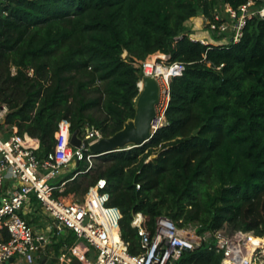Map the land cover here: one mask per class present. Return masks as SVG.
I'll return each mask as SVG.
<instances>
[{
    "label": "trees",
    "instance_id": "1",
    "mask_svg": "<svg viewBox=\"0 0 264 264\" xmlns=\"http://www.w3.org/2000/svg\"><path fill=\"white\" fill-rule=\"evenodd\" d=\"M247 1L0 0L5 123L38 139L44 153L57 145L62 123L71 132L87 124L107 137L132 119L138 65L150 55L179 66L169 80L166 123L149 141L109 153L108 165L86 185L77 176L54 192L71 199L104 178V206L119 210L131 254L141 250L130 225L138 212L148 231L165 215L200 234L232 224L264 238V17L247 21L237 42L212 32L220 43L188 36L198 12L206 28L217 5L237 9ZM59 241L56 252L75 235ZM220 262L203 244L175 264Z\"/></svg>",
    "mask_w": 264,
    "mask_h": 264
},
{
    "label": "built area",
    "instance_id": "2",
    "mask_svg": "<svg viewBox=\"0 0 264 264\" xmlns=\"http://www.w3.org/2000/svg\"><path fill=\"white\" fill-rule=\"evenodd\" d=\"M223 11L226 17L214 11L215 22L207 28L226 41L237 42L247 21L264 17V0H248L237 9L224 4ZM157 56L150 55L138 65L142 77L137 83L139 90L145 76H152L158 82L160 95L153 129L166 123L169 80L179 69L176 63H171L169 70H162ZM7 112V106L0 103V126L9 130L10 126L3 123ZM9 131L7 137L0 136V264H175L184 253L203 244L221 255L220 264H264V249H253L249 242L251 237H258L253 231L221 228L200 234L196 225L179 226L165 215L157 216L153 230L148 231L139 212L130 225L136 229L141 250L131 254L129 244L121 238L119 210L104 206L108 197L104 178L90 185L83 199H59L54 195L55 191L62 192L67 182L90 171L92 159L97 156L89 152V146L103 136L93 128L84 127L78 134L80 146L74 147L70 142L72 132L62 123L57 145L44 153L38 139L21 137L12 127ZM79 163L84 164L82 169H77ZM72 172L70 178H65ZM104 196L98 206L97 197ZM37 206L48 217L42 227L33 225ZM67 231L74 233L75 241L63 244L52 255L48 249L51 239Z\"/></svg>",
    "mask_w": 264,
    "mask_h": 264
},
{
    "label": "water",
    "instance_id": "3",
    "mask_svg": "<svg viewBox=\"0 0 264 264\" xmlns=\"http://www.w3.org/2000/svg\"><path fill=\"white\" fill-rule=\"evenodd\" d=\"M201 15V12L197 13ZM159 85L152 76L142 78V87L135 99V115L127 120L123 127L111 136L101 137L89 146V152L96 156L123 151L133 147L142 146L148 142L156 129L152 122L156 116V105L159 101ZM5 123V120H3ZM79 130L72 132L70 142L74 147L80 146ZM13 259L11 258L10 261ZM44 261V257L41 258Z\"/></svg>",
    "mask_w": 264,
    "mask_h": 264
},
{
    "label": "rangeland",
    "instance_id": "4",
    "mask_svg": "<svg viewBox=\"0 0 264 264\" xmlns=\"http://www.w3.org/2000/svg\"><path fill=\"white\" fill-rule=\"evenodd\" d=\"M223 8H224V6H222V5H217V7H216V10H218V12H220V11H222L223 10ZM202 16V15H201ZM204 21H205V19H204ZM205 29H207V27L205 28ZM207 32V34L209 35V31H206ZM185 33H187V32H185ZM222 42V41H221ZM126 56V54H124L123 55V57H125ZM158 57V60L161 62V64H162V70H169V68H170V66H171V64L170 63H167L166 62V58H165V56H157ZM97 94V93H96ZM95 94V95H96ZM94 95V93H93V96H95ZM93 114L95 115V114H97V113H95L94 111H93ZM85 127H89V128H93V127H91V126H88L87 124H85ZM11 129V127H9V130ZM94 129V128H93ZM8 130V128L7 127H4V126H0V136L1 137H7L9 134H10V131ZM107 155L108 154H105V155H101V156H97V157H95L94 159H92V166H91V169H90V171L88 172V173H85V174H79L78 175V177H77V180H82L83 181V185H86L92 178H95V176L97 175V173L100 171V170H102V169H104L107 165H108V162L106 161V157H107ZM4 186H6V184H4ZM83 196H84V194L82 195H78L77 196V198H79V199H83ZM46 228H49L47 225H46ZM224 229H226V230H233V229H235L234 227H233V225L232 224H225L224 225V227H223ZM53 232V230L51 231V233ZM68 232H71V231H67V233ZM50 233V234H51ZM59 238H63V235L62 236H60V237H57V238H52L51 240V243L49 244V246H48V249L50 250V252L52 253V255H55V254H57V252L52 248V244H54V243H58V242H60L59 241ZM256 238H258V240L260 239L259 237H256ZM263 240H264V238H263ZM62 246V245H61ZM60 248V247H59ZM59 250V249H58Z\"/></svg>",
    "mask_w": 264,
    "mask_h": 264
},
{
    "label": "crops",
    "instance_id": "5",
    "mask_svg": "<svg viewBox=\"0 0 264 264\" xmlns=\"http://www.w3.org/2000/svg\"><path fill=\"white\" fill-rule=\"evenodd\" d=\"M220 12L222 16L226 17L224 11H220ZM188 24H189V31H190L188 32L189 38H191L190 36H193L194 39L202 38L212 43H220V40H222V38H219V39L216 38L210 33L209 30L205 29L204 17L201 15L192 17L189 20ZM206 31H209V35L207 34ZM6 186H4V188H6ZM36 208H37L36 213H34V216H33V225H35V227H42V225L48 222V217H46V215L43 213L40 207L37 206Z\"/></svg>",
    "mask_w": 264,
    "mask_h": 264
},
{
    "label": "bare ground",
    "instance_id": "6",
    "mask_svg": "<svg viewBox=\"0 0 264 264\" xmlns=\"http://www.w3.org/2000/svg\"><path fill=\"white\" fill-rule=\"evenodd\" d=\"M30 143V142H28ZM101 204V201L99 199H97V205L99 206ZM108 214V212H107ZM249 242H250V245L253 249H257V248H261V249H264V242H263V239H259L256 238V237H251L249 239Z\"/></svg>",
    "mask_w": 264,
    "mask_h": 264
}]
</instances>
